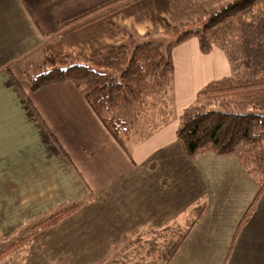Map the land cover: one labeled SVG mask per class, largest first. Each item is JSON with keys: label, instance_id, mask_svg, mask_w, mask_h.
I'll return each instance as SVG.
<instances>
[{"label": "crops", "instance_id": "0c3cea01", "mask_svg": "<svg viewBox=\"0 0 264 264\" xmlns=\"http://www.w3.org/2000/svg\"><path fill=\"white\" fill-rule=\"evenodd\" d=\"M112 1L0 0V241L35 226L12 264H130L111 253L127 239L184 223L201 202L200 216L168 264H264V191L237 231L258 191L240 153L190 156L176 137L179 116L202 87L237 77L218 40L207 54L195 36L172 49L170 113L129 145L131 156L74 83L30 88L27 74L35 75L38 66L26 65L41 62L44 51L101 59L148 32L205 20L217 7L196 0H128L54 33ZM72 204L79 205L55 223L41 224Z\"/></svg>", "mask_w": 264, "mask_h": 264}, {"label": "trees", "instance_id": "16d2710c", "mask_svg": "<svg viewBox=\"0 0 264 264\" xmlns=\"http://www.w3.org/2000/svg\"><path fill=\"white\" fill-rule=\"evenodd\" d=\"M127 1L114 0L88 11L66 22L54 33L75 29ZM263 3L264 0H232L203 22L199 19L181 23L160 33V37L164 38L161 44L146 41L153 33L148 32L143 41L135 45L129 42L121 44L101 59L82 54L59 56L44 51L43 61L37 68L39 71L32 76L27 74L30 88L37 90L66 80L74 83L108 133L131 156L129 145L140 135L150 134L160 127L164 121L158 123V120L166 115V108L172 103V49L195 36L200 52L209 53L212 44L224 37L221 33L224 26L242 29L239 22ZM255 74L214 80L197 92L194 103L179 116L176 129V137L190 156L206 151L218 155L240 153L242 147L257 145L264 139V113L254 105V102L264 98V75ZM218 105L224 106V109H219ZM246 105H252L253 110H246ZM249 172L258 182V191L237 231L249 221L264 191V179ZM78 205L66 206L41 224L55 223ZM204 205L201 202L190 210L188 223L182 230L180 224H168L161 230L127 239L122 250L115 254L130 264H168Z\"/></svg>", "mask_w": 264, "mask_h": 264}, {"label": "rangeland", "instance_id": "374dc122", "mask_svg": "<svg viewBox=\"0 0 264 264\" xmlns=\"http://www.w3.org/2000/svg\"><path fill=\"white\" fill-rule=\"evenodd\" d=\"M218 1L215 2V0H196V2L199 3H209L210 8L217 6L213 9V12H208L205 14V20L218 12L232 0H226L222 2L221 6L215 4L218 3ZM203 21L204 20H202V22ZM240 24L243 26V28L239 30L234 28L236 26H224V28H222L223 32H221L222 35H224V39H221L220 36L218 42L228 48L229 55L234 62L233 65L237 74L236 78H242L245 74L252 75L253 73L264 75V3L261 4V6H259L257 9H255L253 13L249 14V16L245 20L240 21L239 25ZM145 40L152 41V43L156 45L164 42V38L160 37L159 34L154 32L150 33V35ZM139 42L140 41L135 40L132 45H135ZM42 61L39 63L41 64ZM38 64H27L26 66H38L39 68L40 65ZM239 104L242 103H238V105ZM254 105L257 109L264 113V98L258 102H254ZM246 106V110H253V108H251L252 105ZM170 107L171 104H169L166 108V110L168 109L167 113H170ZM217 107L219 109H224V106L221 105H218ZM167 113L166 115L163 114L164 116H162L158 120V123L164 121L167 118ZM139 137H141V135ZM239 152L243 157V163L245 162L244 165L246 166V168L251 172L256 173L258 178L264 179V139L257 145L242 147ZM191 214L192 213H190V215ZM188 216L189 215L187 214L184 218V223L180 224V230H182L183 226L185 227V225L188 223ZM34 228L35 226H28L20 231L19 235L0 241V264H12L18 259V257H20L21 254L18 253V248L29 240L30 233ZM120 249L121 247L117 248L111 254L114 255V253L118 252Z\"/></svg>", "mask_w": 264, "mask_h": 264}]
</instances>
